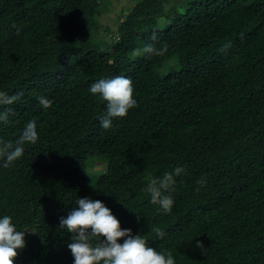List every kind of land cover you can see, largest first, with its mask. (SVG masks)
<instances>
[{
	"label": "trees",
	"instance_id": "16d2710c",
	"mask_svg": "<svg viewBox=\"0 0 264 264\" xmlns=\"http://www.w3.org/2000/svg\"><path fill=\"white\" fill-rule=\"evenodd\" d=\"M134 1L104 24L98 0H0V92L19 97L0 104V144L33 119L38 133L0 161V218L25 232L15 264H74L58 226L79 198L176 264H264V0H188L164 22L182 0ZM149 44L167 52L138 51ZM115 76L132 81L137 107L105 130L90 87ZM177 167L165 212L146 189Z\"/></svg>",
	"mask_w": 264,
	"mask_h": 264
},
{
	"label": "clouds",
	"instance_id": "9594fccd",
	"mask_svg": "<svg viewBox=\"0 0 264 264\" xmlns=\"http://www.w3.org/2000/svg\"><path fill=\"white\" fill-rule=\"evenodd\" d=\"M153 41L157 39L153 34ZM140 51L149 56H162L167 52V45L160 48L153 44L146 45ZM90 92L107 104V111L101 117L103 129L113 126L114 119L126 118L129 111L137 107L134 98L132 81L124 76L102 78L90 87ZM18 96L9 97L0 92V104H12ZM39 103L44 108H50L52 102L40 97ZM0 120H7V112L0 114ZM38 141L35 119L29 121L18 139L0 144V161L8 168L14 161L22 157L25 144H35ZM184 169L177 167L174 173H165L159 180L153 179L146 191L150 193L151 203L159 205L165 212H171L173 199L169 194L175 184V176H179ZM201 184L204 181L200 182ZM66 229L71 234L70 250L74 264H176L171 253L157 251L148 245L142 235H133L131 230L122 229L119 220L100 200L79 198L75 206L59 221L58 230ZM157 236L165 233L160 229H153ZM123 240V243L119 241ZM25 232L18 231L12 217L4 215L0 218V264H15L19 252L25 248ZM197 247L203 245L197 242Z\"/></svg>",
	"mask_w": 264,
	"mask_h": 264
},
{
	"label": "rangeland",
	"instance_id": "374dc122",
	"mask_svg": "<svg viewBox=\"0 0 264 264\" xmlns=\"http://www.w3.org/2000/svg\"><path fill=\"white\" fill-rule=\"evenodd\" d=\"M98 1L100 3H103L104 5L106 4L104 6L105 10H103L104 11V13H103L104 17L102 18V22L104 24L112 22V21H114V19L116 20L117 15L121 14L122 12L126 13L135 3L134 0H98ZM186 1H188V0H182L177 5L170 6L165 13L164 20H161V22H164L165 19L169 20V19H172L173 17H175L176 14L178 13L177 7L185 4ZM236 1L239 3H243L247 0H236ZM105 38H107V40L109 39L107 36ZM159 67L160 66H156L155 70H154V73L156 75V83H155L154 91L157 93L163 91V89L165 87V77L167 75V73H164V70L159 69ZM169 71H171V69ZM2 92L7 93V95H8L7 90L2 91ZM104 169H105L104 164L96 161V162H93V165L91 167H89L88 170H89V173H91L93 175H98L101 172H103Z\"/></svg>",
	"mask_w": 264,
	"mask_h": 264
}]
</instances>
